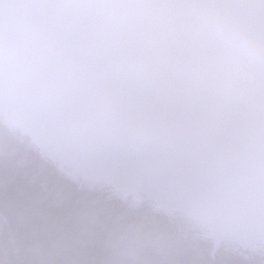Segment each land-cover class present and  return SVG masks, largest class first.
I'll use <instances>...</instances> for the list:
<instances>
[{
    "label": "water",
    "instance_id": "obj_1",
    "mask_svg": "<svg viewBox=\"0 0 264 264\" xmlns=\"http://www.w3.org/2000/svg\"><path fill=\"white\" fill-rule=\"evenodd\" d=\"M0 116L212 259L264 246V0H0Z\"/></svg>",
    "mask_w": 264,
    "mask_h": 264
},
{
    "label": "trees",
    "instance_id": "obj_2",
    "mask_svg": "<svg viewBox=\"0 0 264 264\" xmlns=\"http://www.w3.org/2000/svg\"><path fill=\"white\" fill-rule=\"evenodd\" d=\"M74 180L0 116V264H264L186 217Z\"/></svg>",
    "mask_w": 264,
    "mask_h": 264
},
{
    "label": "rangeland",
    "instance_id": "obj_3",
    "mask_svg": "<svg viewBox=\"0 0 264 264\" xmlns=\"http://www.w3.org/2000/svg\"><path fill=\"white\" fill-rule=\"evenodd\" d=\"M22 137L26 138V139L29 141V143H30L33 147H35L39 152H41V153H43V154L45 155L44 152H42V151H41L36 145H34V144L30 141V139H29L28 136L23 135ZM48 158H49V157H48ZM50 159H51V158H50ZM51 160L54 161L53 159H51ZM54 162H56V161H54ZM56 163L59 164V169H60V170L66 175V176H68V177H70V178H72V179H74V180L81 181V182L84 183V184H88V183H85V182H89V183L96 184V185H98V186L101 185V183H98V182H95V181H91V180H88V179H84L80 174L76 173L74 170H72L71 168H69V167L63 165V164L60 163V162H56ZM106 187L109 188V191H107V193L112 194V196H114V197H116V198L119 199V196L115 194V193H116V190H115L114 188H112L111 186H106ZM121 201H122V199H121ZM127 201H128V202H132L133 204H142V203H147V202H149L148 204L151 206V208H154V207H155V203H154L152 200H146L145 197H143V196H141V195H139V194L132 195L129 199H127ZM196 223H197V222H196ZM198 225H199V224H198ZM251 248H252V249H256L257 246H253V247H251ZM258 249H259L260 251H262V252L264 251V248H263V247H260V246H259Z\"/></svg>",
    "mask_w": 264,
    "mask_h": 264
}]
</instances>
